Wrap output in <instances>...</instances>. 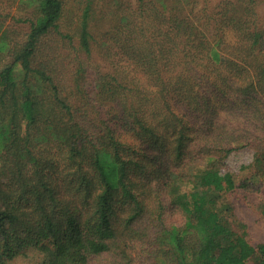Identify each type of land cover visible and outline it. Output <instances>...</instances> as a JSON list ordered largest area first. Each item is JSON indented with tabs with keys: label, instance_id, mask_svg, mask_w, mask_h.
Listing matches in <instances>:
<instances>
[{
	"label": "trees",
	"instance_id": "16d2710c",
	"mask_svg": "<svg viewBox=\"0 0 264 264\" xmlns=\"http://www.w3.org/2000/svg\"><path fill=\"white\" fill-rule=\"evenodd\" d=\"M81 8L0 0V264H264V0Z\"/></svg>",
	"mask_w": 264,
	"mask_h": 264
},
{
	"label": "rangeland",
	"instance_id": "374dc122",
	"mask_svg": "<svg viewBox=\"0 0 264 264\" xmlns=\"http://www.w3.org/2000/svg\"><path fill=\"white\" fill-rule=\"evenodd\" d=\"M83 1L66 0V11L60 21V31L66 33L76 30L75 26L77 25V18L83 9L81 8ZM27 29L28 24H22L16 29L19 37L23 36ZM227 201L233 206L234 217L247 225L249 241L253 244L264 242V186L260 190L245 191L238 189L230 192L227 194ZM251 264L255 263L251 261Z\"/></svg>",
	"mask_w": 264,
	"mask_h": 264
}]
</instances>
